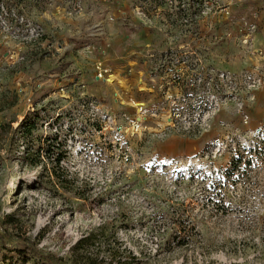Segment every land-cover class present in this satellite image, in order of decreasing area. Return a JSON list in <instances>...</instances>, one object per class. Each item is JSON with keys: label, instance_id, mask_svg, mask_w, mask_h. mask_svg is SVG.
Returning <instances> with one entry per match:
<instances>
[{"label": "rangeland", "instance_id": "374dc122", "mask_svg": "<svg viewBox=\"0 0 264 264\" xmlns=\"http://www.w3.org/2000/svg\"><path fill=\"white\" fill-rule=\"evenodd\" d=\"M263 2L0 0V264H264Z\"/></svg>", "mask_w": 264, "mask_h": 264}, {"label": "built area", "instance_id": "2783aa9c", "mask_svg": "<svg viewBox=\"0 0 264 264\" xmlns=\"http://www.w3.org/2000/svg\"><path fill=\"white\" fill-rule=\"evenodd\" d=\"M239 1V0H236ZM235 0H222V5L219 6V12L223 14V16L232 21L235 17L234 10H232L233 4L236 2ZM184 22L186 23L188 19L191 17L189 15H183ZM250 21L243 25H238L234 28V33L237 35V40L240 45H255L254 38L255 34L259 31V21L261 18H264V2L257 7L251 9L250 12ZM234 23V22H233ZM231 34V33H230ZM187 45V44H186ZM255 52L258 55L262 54V49H255ZM256 54V55H257ZM261 66L257 65L255 67L256 73H253L250 78L247 75H243V79L245 82L249 83L250 87H264V74L261 72ZM115 75L111 71L110 67L107 66L102 61H98L95 66L94 79L95 80H104L111 82L113 81V77ZM144 117L139 116L132 120L130 128L135 130L136 132L141 130L142 122Z\"/></svg>", "mask_w": 264, "mask_h": 264}, {"label": "trees", "instance_id": "16d2710c", "mask_svg": "<svg viewBox=\"0 0 264 264\" xmlns=\"http://www.w3.org/2000/svg\"><path fill=\"white\" fill-rule=\"evenodd\" d=\"M29 127H30V126L27 125V126L24 128L25 130L28 129V131H26V132H28V133H29ZM90 237H91V235L89 234V235L85 236L84 239H80V240H78V241L76 242V244L74 245L73 248L78 250L80 244H81L82 242L88 240ZM0 244H1V246H2L3 248H6L5 243H4L1 239H0ZM28 248H29V250H30L34 255H38L41 259H43V260L45 261V264H63V263H62V260H61L60 258H57V257H55V256H53V255H51V254H39L38 251L35 249V246H28Z\"/></svg>", "mask_w": 264, "mask_h": 264}, {"label": "crops", "instance_id": "0c3cea01", "mask_svg": "<svg viewBox=\"0 0 264 264\" xmlns=\"http://www.w3.org/2000/svg\"><path fill=\"white\" fill-rule=\"evenodd\" d=\"M259 32L264 33V18H261L259 21Z\"/></svg>", "mask_w": 264, "mask_h": 264}]
</instances>
